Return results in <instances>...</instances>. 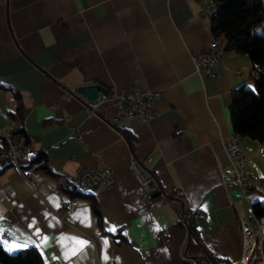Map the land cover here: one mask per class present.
Wrapping results in <instances>:
<instances>
[{"label": "crops", "instance_id": "1", "mask_svg": "<svg viewBox=\"0 0 264 264\" xmlns=\"http://www.w3.org/2000/svg\"><path fill=\"white\" fill-rule=\"evenodd\" d=\"M214 36L197 0H0V131L40 148L35 186L0 162V240L9 250L36 245L48 264H207L177 224L176 198L201 208L210 251L238 264L240 215L264 232V211H255L264 194L224 183L232 170L224 140L237 134L234 90L257 71L224 36L215 73L198 71L193 53ZM83 83L161 95L149 120H115L108 103L91 112L69 94ZM237 135L247 171L264 178V141ZM132 154L155 184L138 180ZM81 165L111 166L114 180L73 193L66 173ZM68 198L72 210L62 206Z\"/></svg>", "mask_w": 264, "mask_h": 264}, {"label": "built area", "instance_id": "2", "mask_svg": "<svg viewBox=\"0 0 264 264\" xmlns=\"http://www.w3.org/2000/svg\"><path fill=\"white\" fill-rule=\"evenodd\" d=\"M201 5L204 13L208 16L214 10V4L217 0H197ZM224 47H216L212 43L207 48L195 51L193 59L198 71L206 73H215L212 66L220 61L223 56ZM72 96H80L83 104L91 112H97V108L102 103H108L112 108L111 119L127 117L129 119L149 120L154 115L153 103L161 95L158 88L141 89L137 87H116L114 85L107 87V91L99 92V96L89 99L81 94L77 88L68 91ZM110 119V120H111ZM0 137L3 140L0 146V161L9 158H26L39 147L31 143H26L23 137H15L11 133L0 131ZM225 149L231 165V174L223 178L225 184H237L245 188H253L264 194V178L253 176L246 169L247 157L243 147L238 141V135H229L224 140ZM261 148V147H260ZM263 151V150H262ZM130 168L136 172V177L140 182L147 185L156 183L155 176L143 166L135 154L131 155L129 161ZM22 175L34 186L37 182L35 167L29 169H19ZM68 178L77 184V187L95 188L100 185L111 184L114 180V169L111 166L100 167L99 165H81L74 172L66 173ZM67 210L75 207V201L68 198L62 204ZM253 217L258 221V216L254 212ZM241 236H242V254L238 260L245 261V258H254L260 256L259 264H264L263 256V239L264 232L259 228H254L251 223L241 214ZM256 236L258 240V249H250L248 246V237ZM55 264H60L55 260ZM98 264H104L98 262Z\"/></svg>", "mask_w": 264, "mask_h": 264}, {"label": "trees", "instance_id": "3", "mask_svg": "<svg viewBox=\"0 0 264 264\" xmlns=\"http://www.w3.org/2000/svg\"><path fill=\"white\" fill-rule=\"evenodd\" d=\"M211 21L214 39L224 47V41L219 37L224 36L229 45L248 53L257 71L252 84H243L234 90L230 105L234 132L264 141V28L257 29L264 21L263 0H217ZM19 111L24 114L22 105ZM73 193L84 192L76 189ZM171 199L179 212L177 224L190 231V251L202 253L207 259V264H234L227 258L211 252L203 240L198 227L203 216L201 208L186 206L184 209L179 199ZM93 206L99 213L95 199ZM255 211L262 213L264 202L257 201ZM0 264L48 263L36 245L12 251L0 240Z\"/></svg>", "mask_w": 264, "mask_h": 264}, {"label": "bare ground", "instance_id": "4", "mask_svg": "<svg viewBox=\"0 0 264 264\" xmlns=\"http://www.w3.org/2000/svg\"><path fill=\"white\" fill-rule=\"evenodd\" d=\"M216 4H217V2L214 4L213 12H210L208 14V17L211 18L212 15L215 13ZM212 44L215 45L216 47H222L215 39L213 40ZM234 135H237V134H234ZM39 156H40V150L37 149L35 152H32L30 154V156H28L26 158H23V159L9 158V159H2L1 161L5 162L6 164L13 165L18 169H29L30 167H33L32 164L35 163V161L39 158ZM1 169H2V166H0V170ZM73 184L78 190H80L82 192H87V191H90L91 189H93V188H86V187H77L76 183H73ZM254 238H256V240ZM248 246L250 249H258V240H257L256 236H249L248 237ZM249 259L250 258H245V261H242L241 264H247ZM50 264H55V260L51 261Z\"/></svg>", "mask_w": 264, "mask_h": 264}, {"label": "water", "instance_id": "5", "mask_svg": "<svg viewBox=\"0 0 264 264\" xmlns=\"http://www.w3.org/2000/svg\"><path fill=\"white\" fill-rule=\"evenodd\" d=\"M78 91L83 94L84 96H86L87 98L89 99H94L96 97L99 96V92L100 91H103V92H106L107 91V86L101 84V83H83V84H80L78 87H77ZM160 191V188H154L151 193L152 194H155V193H158ZM170 196H174V195H171L169 194ZM180 198V197H179ZM182 200V198H180ZM182 205L184 207V209L186 208L185 207V203L184 201L182 200ZM188 239L191 240V235H190V231H189V236H188Z\"/></svg>", "mask_w": 264, "mask_h": 264}]
</instances>
